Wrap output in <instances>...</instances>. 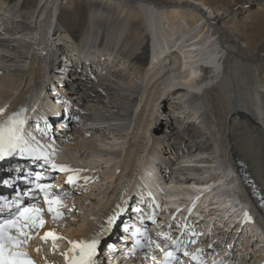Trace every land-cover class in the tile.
I'll return each mask as SVG.
<instances>
[{
  "label": "bare ground",
  "instance_id": "obj_1",
  "mask_svg": "<svg viewBox=\"0 0 264 264\" xmlns=\"http://www.w3.org/2000/svg\"><path fill=\"white\" fill-rule=\"evenodd\" d=\"M0 21V122L26 116L28 103L54 83L57 64L70 66L66 56H77L71 45L81 55H106L80 72L60 69L70 105L62 98L59 113L81 118L61 134L63 159L81 171L78 186L66 187L70 216L54 229L65 239L49 243L46 258L65 264L69 241L105 240L129 186L138 177L142 186L161 180L154 168L167 178L169 209L199 212L210 233L237 232L234 217L241 220L246 206L254 227L243 232V245L264 252V214L238 165L264 193V0H0ZM9 166L20 169L4 165L0 176Z\"/></svg>",
  "mask_w": 264,
  "mask_h": 264
},
{
  "label": "snow or ice",
  "instance_id": "obj_2",
  "mask_svg": "<svg viewBox=\"0 0 264 264\" xmlns=\"http://www.w3.org/2000/svg\"><path fill=\"white\" fill-rule=\"evenodd\" d=\"M4 109H0V114H3ZM25 120L21 118L19 113L8 116L0 122V160H4L7 156H11L17 151L36 153V149L28 146V141L24 136ZM53 169H59L62 172H73L67 179L68 184H75L80 178L78 173L81 170L71 169L66 165H57L52 163ZM37 180L44 179L43 176L37 175ZM87 181V177H84ZM54 185L51 184H36V189L43 193L44 203L47 205V211L52 214L53 222L63 218L61 212L62 196L52 192ZM31 195V193H28ZM16 208V212H11L9 217L0 220V264H35L31 259L29 252L26 250L29 241L34 239L33 230H39L44 227L45 220L43 219L44 209L33 204L30 207L21 208L19 204L4 203L0 207V212L5 209ZM247 216V214H245ZM116 217H111L108 224L111 225ZM164 239H171L170 236L164 233H159ZM49 238L53 240L65 239L59 236L55 231H48L40 237L41 240L47 242ZM179 247V241H172ZM71 247L68 253V264H95L94 257L96 255L97 245L99 240L93 239L90 242L84 240L69 241ZM159 248V245H156ZM39 251V249H37ZM202 251V250H197ZM188 256L187 251L184 252ZM169 259H175L174 253L165 252V260L161 264H167ZM192 259L199 260L198 255H192ZM201 264L203 262L201 261Z\"/></svg>",
  "mask_w": 264,
  "mask_h": 264
},
{
  "label": "rangeland",
  "instance_id": "obj_3",
  "mask_svg": "<svg viewBox=\"0 0 264 264\" xmlns=\"http://www.w3.org/2000/svg\"><path fill=\"white\" fill-rule=\"evenodd\" d=\"M253 6V8H256L257 7V5H252ZM245 14V12H242V13H238V15H239V17H241L242 18V16ZM2 16V15H1ZM20 22H23L22 20H20ZM15 24H14V26H16V25H20V23L19 22H14ZM24 26H27V24H24V25H22V26H20V28L21 27H24ZM17 27H19V26H17ZM20 28H17V29H13V31L14 30H20ZM25 28V27H24ZM9 32V31H8ZM60 36H59V34L56 32L54 35H53V38L55 39L56 38V40L57 41H61V40H63V38H59ZM58 39H61V40H58ZM22 41H23V38H22ZM25 41V40H24ZM23 41V42H24ZM63 67V63L61 62V64L59 63V64H57V70L56 71H60V69ZM80 71H82V68H80L79 70H78V72H80ZM129 71V70H128ZM131 72H133V68H131ZM130 72V75H131V77H133V74ZM56 73V72H55ZM53 75H55L54 73H53ZM57 75H61V76H64L65 74H63L62 72H58L57 73ZM53 79H54V77H53ZM67 80H68V78L67 79H65L64 80V83L66 84L67 83ZM207 153V156H209V155H212L210 152H206ZM210 153V154H209ZM211 158V157H210ZM224 192V191H223ZM95 193H97V191L95 192ZM92 203H94V199H91V203H89L90 205H92ZM77 209H79V208H77ZM247 239V238H246ZM246 239H244V240H246ZM240 252H242L243 253V251L241 250Z\"/></svg>",
  "mask_w": 264,
  "mask_h": 264
}]
</instances>
